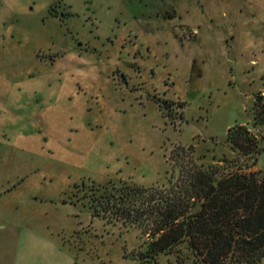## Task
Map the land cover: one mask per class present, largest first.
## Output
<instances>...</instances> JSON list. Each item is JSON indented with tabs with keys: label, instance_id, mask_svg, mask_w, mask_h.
Masks as SVG:
<instances>
[{
	"label": "rangeland",
	"instance_id": "1",
	"mask_svg": "<svg viewBox=\"0 0 264 264\" xmlns=\"http://www.w3.org/2000/svg\"><path fill=\"white\" fill-rule=\"evenodd\" d=\"M261 110L264 0H0V214L60 239L68 264H141L147 236L89 194L168 184L175 149L264 169ZM237 124L254 154L228 142Z\"/></svg>",
	"mask_w": 264,
	"mask_h": 264
},
{
	"label": "trees",
	"instance_id": "2",
	"mask_svg": "<svg viewBox=\"0 0 264 264\" xmlns=\"http://www.w3.org/2000/svg\"><path fill=\"white\" fill-rule=\"evenodd\" d=\"M256 120L264 125V111ZM227 140L243 154L257 151V137L245 125L229 128ZM195 152L194 146L174 150L179 174L173 173L168 184L123 181L92 192L94 215L135 226L147 236L146 250L137 254L141 264H158L159 254L181 245L198 264H259L264 258V169L228 172L219 164L199 163ZM177 260L186 261L181 255Z\"/></svg>",
	"mask_w": 264,
	"mask_h": 264
},
{
	"label": "crops",
	"instance_id": "3",
	"mask_svg": "<svg viewBox=\"0 0 264 264\" xmlns=\"http://www.w3.org/2000/svg\"><path fill=\"white\" fill-rule=\"evenodd\" d=\"M0 214V264H68V248L49 232L24 228Z\"/></svg>",
	"mask_w": 264,
	"mask_h": 264
}]
</instances>
